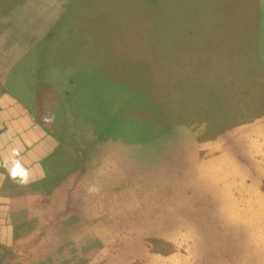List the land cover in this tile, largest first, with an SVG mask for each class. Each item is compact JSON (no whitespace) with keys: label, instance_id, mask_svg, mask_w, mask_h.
I'll use <instances>...</instances> for the list:
<instances>
[{"label":"rangeland","instance_id":"374dc122","mask_svg":"<svg viewBox=\"0 0 264 264\" xmlns=\"http://www.w3.org/2000/svg\"><path fill=\"white\" fill-rule=\"evenodd\" d=\"M40 56L48 81L60 67L67 108L47 100ZM0 79V97L36 121L54 116L52 132L75 130L67 114L97 120L80 129L84 179L62 175L78 169L77 148L52 135L66 155L45 159L53 184L0 189L11 263L264 264V0H0ZM121 109L138 141L120 162L96 157L99 132ZM78 189L84 216L61 219Z\"/></svg>","mask_w":264,"mask_h":264},{"label":"crops","instance_id":"0c3cea01","mask_svg":"<svg viewBox=\"0 0 264 264\" xmlns=\"http://www.w3.org/2000/svg\"><path fill=\"white\" fill-rule=\"evenodd\" d=\"M116 111V109L114 110ZM119 111H127L121 109ZM125 113L119 112L114 116L108 125L102 128L100 142L106 148V151L114 161H122L126 156L120 155L123 150L129 149L136 144V140H132L136 131H140L133 120L125 117ZM122 128L124 133L119 135V139L114 141L105 140L109 132L114 129L120 130ZM112 129V130H111ZM19 147L21 149L20 161L29 170V182L39 180L44 181L48 176L45 172L44 162L58 147L56 138L47 132L41 124L34 119L32 113L28 111L21 103L14 99V96L4 95L0 97V165L4 161L12 159V149ZM11 163L5 168L0 166V189L6 187L5 183L12 180L9 176ZM11 199V198H10ZM8 203L3 206L6 207ZM11 204V203H10ZM12 208L9 205V210Z\"/></svg>","mask_w":264,"mask_h":264},{"label":"trees","instance_id":"16d2710c","mask_svg":"<svg viewBox=\"0 0 264 264\" xmlns=\"http://www.w3.org/2000/svg\"><path fill=\"white\" fill-rule=\"evenodd\" d=\"M173 48H174V46H173ZM69 57L70 56H66V58H69ZM41 61H42V58L40 56L39 64L37 65L36 72H37V74L40 77L44 76L45 80H47V78L49 77L47 75H48V72H49V68L51 66H49L48 64H42ZM52 72H53L54 79L52 81H48L47 80L51 84V87H49L48 89H45V90H49L50 91V97L47 100L52 98V99L58 101L56 107L62 106V107L67 108V104H65V103H69V102H68V100H66L63 97L64 90L61 87L62 75H61L60 67H53L52 68ZM1 82H2V80L0 79V85H1ZM34 83H35V81H34ZM28 84H29V87H30V81L28 82ZM42 84H43V82H40V81L38 82V86L36 84H34L35 87H36V92H35L36 102L40 103L41 105H43L45 103V101H47L46 98H45V95H48L45 92L44 89H43V91L45 93H41ZM15 85H16V83H14V82H12V85H11V82L7 83L8 87L15 86ZM44 86H46V83H44ZM65 91L68 92L69 89H65ZM55 95H56L57 99L54 98ZM136 98L141 99V97H134L133 99L136 100ZM145 99L150 101V103L151 102L155 103L153 98L146 97ZM145 99L142 98L143 104H145ZM127 100H131L132 101V98L127 99ZM40 101H42V102H40ZM78 101H81V100L79 99ZM31 109L32 108H29L30 112L32 114H34V111H32ZM73 113H75V111H73ZM86 117L87 116H80V115L77 116V115H73V114H67L66 115L65 120L68 121V122H73L76 125V128H75V130L72 131V133L71 132H67V134L69 133L68 136H67L69 141H66V138H67L66 136H62L61 135L62 132H60V133H56L54 131L52 132L51 127L47 125L49 122H47L46 120L45 121H41V119L38 118V122L46 129V131L52 132V135L58 137L60 139V142H62V143L66 142L67 144H68V142H70V143H72L74 145L75 149L77 148V151L75 152L73 158H76L77 160L79 158V161L77 162L78 169H76L77 167H73L67 173L62 174L64 177L69 175L68 178H66V180H68L69 178H72V179L76 180V183L79 182L80 180L84 179V176L86 175V171H85L86 170V159L84 160V158H85L87 152L82 153L85 150V148L82 147V149H80V144L87 143L88 142V140H87L88 138H86L87 137L86 135L82 134L81 130L83 129L84 131H89V128L92 127V125H94L95 122H97V120H93V121L89 122V120ZM55 125H58L57 122H55ZM58 127L60 128V125H58ZM52 129H53V127H52ZM94 150H96V157L98 155H99V157H101L102 153H106L107 152L106 149L104 148V146H102L100 144V141H99L98 147H94V149H92V151H94ZM55 153H57V155H61V157L63 159L66 156L62 152L61 145L58 146L57 150H55ZM79 154H80V156H79ZM59 163H60V160H58V164ZM47 172H49V171H47ZM125 177H127V176L125 175ZM54 179H55V177H54ZM54 179L48 177L44 181H42V184L43 185L46 184V186L50 185V183L53 184L52 182L55 181ZM10 182H14V181L12 180ZM10 182H6L5 185L6 186H10ZM33 187H35V184L33 185ZM57 188L58 187H55V189H53V190H51L49 192H53L54 190L56 191ZM76 191H77L76 198L72 197V196L71 197H67L68 198V202L67 203L69 204V206H67L63 211L60 210L61 213H59L58 215L61 217V219L63 217H67V216L73 214L74 212H76L77 217L79 218L78 220L82 219V217L84 216V214H83L81 209H82L83 199L86 200V197H84V198H82V197L86 195V192H85L84 189H78ZM71 193L73 194V192H71ZM58 196H59L58 194L50 193L49 194L50 198L48 199V198L45 197V199L47 201H49V203H51L55 207H58L57 204L59 202L58 203H54V199L56 197H58ZM66 196H68L67 193H66ZM65 199L66 198L64 197V199H62V201H60V202H64ZM80 212H82L81 215H80ZM61 219H59V220H61ZM70 227L74 228L75 230H79L80 225L74 224V225H71ZM64 233L66 234V232H64ZM6 250H8L7 246L2 244V243H0V264H17L15 261H13L11 263L10 259H6L7 255H8L5 252Z\"/></svg>","mask_w":264,"mask_h":264},{"label":"clouds","instance_id":"9594fccd","mask_svg":"<svg viewBox=\"0 0 264 264\" xmlns=\"http://www.w3.org/2000/svg\"><path fill=\"white\" fill-rule=\"evenodd\" d=\"M45 120L49 123L54 121L53 117L45 116ZM21 154V149L19 147H14L12 149V159L10 161H4L3 166L5 168L8 167V164L11 163V169L9 172L10 178L21 185L27 184L30 179V172L29 170L21 163L19 157ZM86 191L89 195H96L99 194L101 191V187L97 184H91L86 188Z\"/></svg>","mask_w":264,"mask_h":264}]
</instances>
